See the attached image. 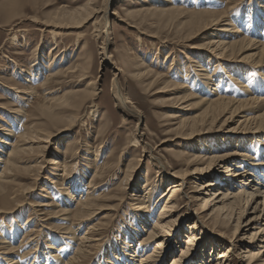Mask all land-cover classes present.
Segmentation results:
<instances>
[{
    "label": "rangeland",
    "instance_id": "1",
    "mask_svg": "<svg viewBox=\"0 0 264 264\" xmlns=\"http://www.w3.org/2000/svg\"><path fill=\"white\" fill-rule=\"evenodd\" d=\"M128 1L129 0H111L107 5V0H0L1 170L7 161L5 160L7 151L12 149V144L17 140V137L23 134L26 129L28 130V125L37 124L42 127L45 124L47 120L46 116L41 114L39 111L42 104L44 106L49 104V99L54 96L57 97V95L65 92L67 94L76 93L77 91L86 92L88 89L86 86L93 79L94 81H97L96 83L99 91L103 90V92H101L99 96H96V98L89 102V104L86 103V101L85 106L82 108L80 107V110L78 109L79 111L77 110L74 111V113H71L74 117H76V121L70 130H61L63 133L53 139H48L46 143L43 141L41 143L42 145L40 144L41 147L46 148L43 158V154L37 153V151H34L35 153L31 152L29 155H24L23 160H26L27 164H22V171L20 170L21 172L19 171L17 173L14 172V176L12 174L8 178V180H11L10 182L16 181L14 184H24L25 187L28 185V188L23 186L20 192H22L24 188L29 191H26L25 195L22 194L23 196L20 195L18 197V200H22L18 202L19 204L17 206H15V200L9 201L6 204H1V207L3 206L5 209L2 212L0 211V264H9L11 257H16L17 260L18 255L21 253L25 254L24 256H27L26 259L20 260V263L22 264H65V259H62L65 258L64 255H74L75 251L71 248L76 250L78 245V243H76L77 241L71 237L84 232L89 225L93 226L96 224L98 225L97 232L100 233L101 246L92 251L91 255L88 256V262L86 261V264H101V262L104 261L103 259H106L109 256L111 257V251L114 248H118V252H116V256L114 257L116 260V257H121L122 254L121 249L119 248L124 246H116L117 242L121 241V236L126 237L127 241L128 235L126 232L128 233L129 229L136 226L139 222V219L133 213V210L136 209V205H134V202L130 200V197L132 194L137 192H141L140 194L143 195L145 190L142 189V186L146 181H148L150 188H152L149 194L150 197L152 196V202H150L152 206L149 210V214H151V222L156 218L155 215H158L160 205H164L167 197L165 198L163 195L167 194V196H169L173 191H168L170 189L169 186L173 185V182L175 181H177L178 184L181 183V181L176 178L178 175H180L178 176L179 178L182 175H186L184 178L183 176L181 177L183 183H185L183 184L181 190H183L184 193L187 192V197L180 193L175 195L177 201L175 200L174 203L176 202L175 204L178 205V212L184 213V210L188 205L191 213L197 212L198 214V203L195 201H192L191 203L189 198H193L194 200V197L199 195L197 193L198 189H200L198 186L205 181L195 180L194 178L196 175L192 173L196 168L197 170L199 168H205L208 161L204 162L202 166H196L195 163L192 164L190 161L192 158H189V156L195 152L202 154V152L199 153L197 151L199 148L206 152L208 148H211L210 144H214L212 146L219 144L222 139H225L227 136L226 134L229 133L228 130L233 127L223 124L224 119L228 118V115L225 112H221L215 115H218V118H216L214 122L209 123L208 119L205 122L209 123L208 125L198 123L196 125V131L191 132V121L196 118H202V116L205 117V107L197 104V98H199V96L201 97L205 91L213 93L214 91H212V88L209 87L210 84H214L216 87L218 86V91L216 90V92H219V94H223L226 97L229 96V98L233 101H237L241 98L246 99L248 93H243V90L245 89H241L242 85L240 82H243L242 84L248 86L247 89L250 90V95L254 93L257 98L264 97L262 93H259L264 86V84L260 86L261 78L259 77H261L262 74L256 71L259 70V67L255 68L253 65L245 61L241 62L240 58L237 56L231 57L232 59L229 60L226 59L228 62L222 63L220 59L217 60L215 54L211 55L210 52H207L204 49L200 50V47L203 46L204 42H206L207 39H211V35L222 29L221 27L218 29L213 27L212 30H202V28L194 30L186 24L190 20H195V18L189 15L181 16L179 13H170L168 15L154 14L153 16L151 15L147 18L149 20L148 22H143L135 27L133 20L126 18L124 16L123 9L122 11L120 10V7L123 5L124 8L136 7L138 5L135 0H133L134 3L131 4ZM145 1L143 2L147 4L150 0ZM165 1L168 2V4H166L167 7H170L172 2L175 5V9L180 8V10L184 12H186L185 10H187V12H223L225 16L221 20L226 22L231 20L233 25L234 22H236L235 25L240 28V31L241 29L246 31V35L249 39L251 38L256 40L257 37H260L255 23L258 21V17H256L258 16L256 13V7L258 6L256 3L257 0H244V2L241 3H238L237 0ZM105 3L106 6L104 5ZM154 4H156V6L154 5L156 10H161L166 7L163 6L165 5L163 2L159 3L157 0ZM7 5L10 7H6ZM84 7L95 10L96 13H94V17L90 18L87 22L82 23L78 27L71 26V29L64 26L61 28L59 27V29L54 28L56 23H53L52 21H54L58 15L68 12L71 13L76 10L82 11ZM5 9L6 14L3 12ZM104 10H107L109 13V20L106 24L108 32L107 34L101 32L102 36H98V31L104 24L101 19ZM112 12L118 13L121 18H117V16L112 15ZM167 16H169V18ZM252 19L255 20L253 21ZM262 20L264 21V18H262L261 21ZM179 22L183 26H181ZM45 23L51 26L45 27ZM228 29H231V27H228ZM190 32L191 34H189ZM250 33L251 35H249ZM187 34L190 35V38L187 37L186 40H184ZM221 34V38L225 40V34L228 33H225L224 31ZM221 34L219 33V35ZM105 38H109L110 41V46L108 48L109 51L107 50V55L110 57L107 61H103V57L100 55V48L102 47L100 44L103 40H105ZM262 38V42H264V37ZM119 53H122V57ZM201 59L203 67L208 65L209 69L206 67V72L208 71L206 75L210 77L209 80L203 78L205 73L202 74L203 71H200L198 67L199 60ZM84 60L90 62V66L89 70L87 72L85 71L86 73L84 72V74H88V76L83 75V77H81L79 74L80 70L75 71L72 68L76 66V62L77 64L79 62L82 64L85 63L86 61ZM126 60H129L131 63L137 62L138 64L136 66L143 65V68L146 66L148 71H152H149L150 73H154V77L149 80H135L131 77V71L134 70L130 67V64H127ZM39 65H41V68H39ZM73 70V73L70 72ZM67 72L70 73L68 74ZM115 73L117 74L116 81L120 92L127 97L126 102H130L128 104L129 107L133 106L143 114L140 119L130 117L127 112L123 113L116 107L113 96L114 93H112V83L115 79L113 74ZM156 73L158 75L160 74L159 76L161 79L160 81L151 84V82L158 77ZM49 74H53V78H51L50 84H46L47 86H45L44 82L47 80L45 78H47ZM57 74H60L58 75L59 77L55 76ZM210 80H214V82ZM139 85H142V88ZM183 85L191 87L190 89L193 91V98L180 104V102H177V98L186 95L189 91L187 90L186 92L185 89H182V87H184ZM15 86H19L20 88L32 87L37 96L31 97V95H28L24 96L23 99H19L16 94L12 93L13 90H11L12 87ZM166 86H172V88H165ZM179 86L180 88H177ZM46 87L49 88L46 89ZM173 88L174 90H172V92L165 91ZM48 90L54 91L55 93H53L52 96L50 94L48 95ZM13 108H19L21 113L14 115L12 112H9ZM94 109L96 110L95 115L93 111ZM176 110H178L177 112L179 113L174 114ZM245 111H248L246 113L248 117L249 114L253 112V108L246 107ZM64 114L70 115V112L65 111ZM76 114L77 116H75ZM125 116L127 122L125 125H122L121 118ZM181 119L183 122H180ZM185 119L188 121L186 120L185 122ZM181 123H185L184 126L177 128V125ZM234 126H237V124ZM52 130L48 129V131ZM172 130H176L177 132L180 131L178 132L180 135L176 131L173 132ZM247 131H250L252 134L255 132L254 129ZM244 132L245 131L239 130L237 133H232L240 136V133ZM186 134L190 135V137L186 138L190 141H185V137L183 136H187ZM256 136L259 137V139L257 138L259 142L256 143L254 139V141H252L247 138L245 140V144H247L248 141H251L250 143H252V148L249 153L252 154V159L256 156L255 160H259L257 163H261L260 159L264 154V146L262 147L260 141L264 140V135L262 132H258V134L256 133ZM133 138H135L139 143L136 144L132 141ZM4 140L7 145L3 144L5 143ZM69 140L70 142H73L72 144L74 146L71 151L72 157L75 156L78 160L73 161L72 163H75L74 166L68 169L65 173L64 170L61 169L63 167L60 166L56 168L48 163L49 160L54 158L63 162L62 160L64 159V155L62 151L68 147ZM131 144H135L132 149L130 147ZM172 144L174 147L171 146ZM218 146L219 145H217V147ZM250 146L251 145H248L245 149H248ZM225 149V147H222V149L216 151L222 152V150ZM238 149L244 150L239 147ZM180 151H183L184 155H182V157L184 156L185 158L174 156L176 153H180ZM211 151L212 148L209 152ZM134 153L137 154V156H140L139 158L143 159L137 169H135L134 165L130 161L134 157ZM34 154L35 156H32ZM25 156H27V158ZM166 158L169 161L164 162L163 166L160 163H157L158 159L164 161ZM38 163L41 165L39 166ZM106 163L108 165L110 163L112 167L110 165H106ZM33 164L36 166L34 167ZM128 164L133 165L134 169L129 170ZM25 167L29 168L30 171L27 170L24 172L23 169ZM39 168H41V171L40 174H37L39 173ZM192 169L193 171H191ZM34 170H37L38 172H35ZM127 170L129 174L131 173V178L129 177L130 179L128 182H122L128 174ZM211 170H213L214 173L217 171V167H213ZM106 172L109 174H106ZM187 178L190 181H188ZM93 180L96 185L92 183L94 182ZM91 185H95V187H93L95 192H93V189H89L91 188ZM118 185H120L121 188H127L121 189ZM196 185L198 189L196 188ZM69 186L70 188H68ZM16 187L18 188V185H16ZM116 187L118 189H116ZM71 193L75 197V200L69 203L71 206L69 208H71L70 210L72 212L74 211L73 209H75L79 198L81 197V199L84 200V197L88 193H90V196L93 197H100L103 195V199H98L95 202L93 211L91 209V212H93L91 216H86L79 223L77 220H74L75 218L72 215H61V210L65 208L64 202L69 200V194ZM115 193L118 195H115ZM120 196H122L121 198L123 199H121ZM187 200L189 201L187 202ZM106 206H109V209ZM61 207L63 208L61 209ZM52 212L54 215H52ZM96 212L98 213L96 214ZM192 218L194 219V217ZM181 223L180 228L174 232L177 235L175 240H185L186 238L185 234L188 231V226L185 221H182ZM207 223L208 221L204 222V224ZM66 225L70 226V230L73 231L71 233L72 236L69 235L61 238V234H58V232ZM148 227H150V224L146 226L145 230H147ZM28 228L31 230L33 228L38 229L39 233L32 232L31 234H27L28 236L24 235V231ZM244 233L245 230L240 228V231L237 232V240H240L245 235ZM144 234L145 232L137 236L138 238H141ZM228 234V236L232 235L231 233ZM23 237L27 239H23ZM29 240H32V243H28ZM219 243L220 242L211 243L208 241L207 248L210 247L209 249L213 252ZM236 243L237 242L234 244ZM29 245H37L38 247L36 249V246H33V250L29 251ZM180 246L182 247V241L181 244L176 243L173 246L170 245V248L165 250L163 256L164 264H167L172 257L180 253L178 250ZM54 247H57L61 252L57 251L56 253L60 255V257L62 256L60 258L62 259L61 262L59 261V258H54L51 255V251L54 252ZM203 247L204 244L200 239V241L192 247V252H194L189 258L192 259L194 256L193 254L200 251ZM173 248L175 249V253L174 250L171 251ZM10 249L12 251H10ZM148 249L150 248H147V250ZM232 250L234 252H232L233 258V255L236 256L238 253L236 245L232 247ZM6 251L10 252L9 255L6 254ZM171 252L172 255H170ZM7 258L10 259L7 260ZM233 261H237V259H234ZM102 264L104 263L102 262ZM240 264H242V262Z\"/></svg>",
    "mask_w": 264,
    "mask_h": 264
},
{
    "label": "bare ground",
    "instance_id": "2",
    "mask_svg": "<svg viewBox=\"0 0 264 264\" xmlns=\"http://www.w3.org/2000/svg\"><path fill=\"white\" fill-rule=\"evenodd\" d=\"M109 1H111V0H107V5H108ZM135 1H137V3H138V5L136 7L134 6L131 8H127V7L124 8L123 7L124 5L122 7H120L121 11L123 9L124 16L128 19L133 20V24L135 27H137L136 25H139L143 22H146V21L148 22L149 20L147 18L150 17L151 15L152 16L154 14H166V15H168L170 13H179V14H181V16L189 15V16L195 18V20L189 19L190 21L186 24L187 26L191 27L194 30H198L200 28H202V30H206V29L212 30L213 27H215V29H218L219 27H221L222 29H220L219 31H216L213 34L211 33L212 34L211 39H207L206 42H204L203 46L200 47V50L204 49L207 52H210L211 55L215 54L217 60L220 59V61L222 63L228 62V61H226V59L229 60V59H232L231 57L237 56L238 58H240L241 62L245 61V62L253 65L255 68L259 67V70H256V71L262 74V76L259 77V78H261L260 79V84H261L260 86H262V84H264V42H262L263 41L262 37H264V21L263 20L261 21V19L264 18V0H257V2H256L258 5L256 7V13L258 14V16H256V17H258V21L255 23L257 25L258 35L260 36V37H257L256 40H253L251 38L249 39V37H247V35H246V31H243L241 29V31H242L241 32L239 30L240 28H238L235 25L236 22H234V25H233L231 23V20L228 22L221 20L225 16L223 12H218V13L214 12V11H212V12H208V11H202V12H191V11H189V12H187V10H185L186 12H184V11L180 10V8L175 9V5L171 1H170L171 6L167 7L166 4H168V2L165 0H157V1H159V3L163 2V4H165L163 6H166V7L162 8L161 10H158V9L156 10L154 7V5L156 6V4H154L156 2V0H150L147 4H145L143 2L145 0H135ZM237 1H238V3L244 2V0H237ZM128 2L130 4L134 3L133 0H129ZM104 5L106 6V3ZM6 7H10V6L7 5ZM3 12L6 14V9ZM94 13H96L95 10L88 9V8L84 7L82 9V11L76 10L74 12L72 11L71 13H69V12L68 13H62L61 15L57 16L56 19H58V20L54 19V21H52V22L56 23V25L54 26V28H56V29L57 28L59 29V27L61 28L63 26L66 28H70L71 26L78 27L82 23H85L90 18L94 17ZM102 14L103 15H102L101 19L104 22V24H103V27H101V29L98 31V36L101 35V32L104 34H107V32H108L106 29L107 28L106 24L109 20V13L107 12V10H104V12ZM51 15H53V14H51ZM112 15L117 16V18H121V17H119L118 13L112 12ZM171 15H174V14H171ZM226 15H227V12H226ZM167 17L169 18V16H167ZM225 19H228V18H225ZM252 20L254 21L255 19H252ZM255 23H254V25H255ZM179 24H180V22H179ZM180 25L183 26L182 24H180ZM44 26L49 27L51 25L45 23ZM228 27L229 28L231 27V29H228ZM224 31H225V33L226 32L228 33V34H225L226 35L225 40L223 38H221V36H222L221 33ZM219 33L221 35H219ZM189 34H191V32ZM189 34H187V36L184 38V40H186L187 37L190 38ZM214 35H219V36H214ZM249 35H251V33ZM229 37H231V38H229ZM109 42H110L109 38H107V39L105 38V40H103L100 44L102 46L100 48L101 49L100 55H102L103 61H107L110 57L107 55V50L110 46ZM119 54L122 57V53H119ZM84 61H86V62L83 64L80 62L77 64V62L75 61L76 66L75 67L72 66L73 67L72 69H74L75 71L80 70L79 74L81 77H83V75H85L84 72L85 71L87 72L89 70V66H90V62H87V60H84ZM126 62H127V64H130L131 65L130 67L134 70V71H131V70L130 71L132 74L131 77H133L135 80H137V81H140L143 79L149 80V79H152L154 77V75H153L154 73L153 74L150 73L149 71H151V70L148 71L146 69V66H145V68H143L142 67L143 65L142 66L141 65L136 66L138 64L137 62L131 63V62H129V60H126ZM201 64H202V59L199 60L198 67H199L200 71H203L202 74L205 73L203 78L209 80L210 77L208 75H206V73L208 72V71L206 72V67L208 68V65L206 67L205 66L203 67V64L202 65ZM206 64H207V62H206ZM40 66L41 65H39V68H41ZM74 70L70 71V72L73 73ZM61 72H64V71H61ZM52 75L53 74H49L47 76V78H45V79H47L44 82L45 86H47L46 84H50V80H51V78H53ZM58 75H60V74H57L55 76H58ZM86 75L88 76V74H86ZM116 75H117L116 73L113 74V77L115 79H114V82L112 83L113 84L112 85V93H114L113 96H114L116 107L118 109H120L123 113L127 112L130 115V117H135L137 119H140L143 114L140 113L139 110L135 109L133 106L129 107L128 104L130 102L129 101L126 102L127 97L123 93H121L119 90L118 83L116 81L117 80ZM159 75H158V77H156L151 82V84L160 81L161 77ZM85 76H84V78H85ZM210 81L214 82V80H210ZM96 82L97 81L96 80L94 81V79H93L86 86V88H88L86 92H78L77 91L78 89H77L76 90L77 92L74 91L76 93H72L70 91L72 94H69V93L67 94L65 92L66 94L62 93L60 95H57V97H55L53 95L54 97L49 99V102H48L49 104H47L45 106L42 104V106L39 110L41 114L46 116L47 120H46L45 124L42 127L37 125V124L28 125L29 126L28 130L26 129V131L23 134L19 135L17 137V140L14 141V143L12 144V147H11L12 149L7 151V154L5 157V160H7L6 163L4 164V167L2 168V170L0 169V211L1 212L4 211V209H5L3 206L1 207L2 203L6 204L9 201L15 200V206H17L19 204L18 202L22 200V199L18 200V197L22 194L25 195L26 191H29L28 189H25V188H28L27 187L28 185L25 184L26 185V187H25L24 184H22V185L14 184V182H16V181H14L13 179L12 180L14 182H10L11 180H8V178L14 172L17 173L20 170L22 171V169H21L22 164H27L26 160L25 161L23 160V156L29 155L31 152L35 153L37 151V153L43 154L42 158L44 157L46 148L41 147V145H42L41 143L43 141H45L44 143H46V141L48 139H50V138L53 139L54 137H57L59 134L63 133L61 130H70L72 125L75 124V121H76V117H74V115L71 113H74V111H77L78 109L80 110V107L82 108L83 106H85L86 103L89 104V102H91L93 99L96 98V96H99L100 93L103 92V90L99 91V88H97ZM242 83L243 82H240V84L242 85L241 89H243V88L245 89V90H243V93H246V92L248 93L246 99L241 98L238 100L236 99L237 101H233L229 98V96L226 97L223 94L221 95V94H219V92H216L218 86L216 87V85H214V84H210V87H209V88H212V91H214L213 93H209L210 91H205L204 94L201 95V97L199 96V98H197V104L203 105L205 107V110H204L205 117L202 116L203 119L200 117L202 120L200 118H196V119L191 121V123H192V125L190 126L191 132L196 131V125L198 123H201V124L203 123L204 125L205 124L208 125L210 122L211 123L214 122V120L216 118H218L217 117L218 115L217 116H215V115L219 114L221 112H225L228 115V118L224 119L223 124H227L229 127H233V128L228 130L229 133L226 134L227 136L225 137V139H222V140L220 139L221 141L219 144H216L215 146H212L214 144H210L211 145L210 147L212 148L211 152H209V150L211 148H208V150H206V152L204 150H201V148H199V150H197V151L199 153L202 152V154H198L196 152L194 154L189 153L190 154L189 158H192V159H190V161L192 162V164L195 163L196 166L197 165L202 166L204 162L208 161L205 168L203 167L200 169L198 167L199 168L198 170L196 168L193 173L191 172L192 174L196 175V177L194 178L195 180L205 181V182H202V184L198 186V188H200V189H198L197 185H196V188L198 189L197 193L199 195L197 197H194V200H193V198H189L191 203H192V201L193 202L195 201L196 203H198V206H199L198 212L199 213L198 214H197V212L191 213L188 205H187V208L185 207L186 209L184 210V213L178 212V208H177L178 205L175 204L176 202L174 203V201L176 200L175 195L177 193H180L183 196H186L187 192L184 193V191L181 190L183 187V184H185V183H183V180L181 179V177L183 176V178H184V177H186V175H182L179 178L178 176H180V175L177 176V174H178L177 173L176 178L179 181H181V183L178 184L177 181H175V182H173V185L169 186L170 189L168 191L170 192L171 190H173L171 192V194L169 193L170 194L169 196H167V194L166 195L162 194L163 196H165V198L166 197L167 198L164 202V205H160L158 215H155L156 218L154 219V221L151 222V219H150L151 214H149V210L152 206V204L150 203V202H152V199H151L152 196L150 197L149 194H150V191L152 190V188H150L148 181H146L142 186L143 187L142 189L145 190L143 195L140 194L141 192H137V193L132 194L130 197V200L132 202H134V205H136V209L133 210V213L139 219L138 220L139 222L137 223L136 226L133 225L134 227H131L129 229L128 233L126 232V234L128 235L127 241H126V237L121 236L122 237L121 241H118L119 243L117 242L116 246H118V247H120V245L121 246L124 245L123 247L119 248V249H121V253H122L121 257H116V260L114 259V257L116 256V252H118V248L117 249L114 248L111 251V257L109 256L107 258L105 257L106 259H103L104 261H102V262L104 264H164V262H163L164 257L163 256H164L165 250L167 248L169 249L170 245L173 246L176 243L181 244V241H182V247L180 246V248L178 249L180 253L179 254L177 253L178 255L172 257L168 261L167 264H240L241 262H242V264H264V154L262 155V157L260 159L261 163H257V161H259V160L257 158H256L257 160H255L256 156L252 159L253 156H252V154L249 153V151H251V148H252V143H250L251 141H248V143L245 144V140L247 138H249L252 141L255 140L256 143L259 142V140H258L259 137L256 136V133L258 134V132H262L264 135V97L257 98V96H255L254 93H252V95H250L249 94L250 90L247 89L248 86H246L245 84H242ZM142 85L141 86L139 85V86L142 88ZM184 85H186V84H184ZM172 86H166L165 88H170V87L172 88ZM212 86H214V87H212ZM48 88L46 87V89H48ZM177 88H180V86ZM190 88H191L190 86L182 87V89H185L186 92H187V90H189V91L186 93V95L180 96L179 98H177V102H180V104H182L183 102L193 98V96H192L193 91H191ZM11 90H13L12 93L16 94V96H18L19 99H21V98L23 99L24 96H28V95H31V97L37 96V94L35 93V91L32 87H28V88L27 87H25V88L21 87L20 88L19 86H15V87H12ZM172 90H174V88L171 90H165V91H168V92L171 91L172 92ZM142 91H144V90H142ZM53 93H55V92L48 90L47 94L48 95L50 94L52 96ZM163 93H165V92H163ZM214 93H217V94H214ZM259 93H262L264 96V86L261 89V92L259 91ZM246 107L253 108V112H251L248 117L246 115V113L248 111L247 112L245 111ZM178 108H179V106H178ZM182 109H183V107H182ZM64 110L69 111L70 115H65ZM93 111H94V115H95L96 110L94 109ZM177 111L178 110H176L174 112V114L179 113ZM9 112H12V114H14V115L21 113L19 108H13ZM166 115H167V113H166ZM201 115H203V114H201ZM224 115H223V117H224ZM75 116H77V114ZM182 116H183V114H182ZM199 119H200V121H199ZM186 120L187 119H185V122H186ZM207 120L209 121V123H205ZM126 122H127L126 116L122 117L121 118V124L125 125ZM180 122H183L182 119ZM228 123H231V124H228ZM184 124L181 123V124L177 125V128H179L180 126L181 127L184 126ZM235 124H237V126H234ZM188 126H189V124H188ZM186 128H187V126H186ZM202 128H203V126H202ZM209 128H210V125H209ZM48 129H50V130L54 129V130L48 131ZM171 129H174V128H171ZM250 129L255 130L254 134H252L250 131H247ZM239 130L245 131L244 133H240L242 136L241 135L238 136V134L235 135V133H232V132L237 133V131H239ZM175 131H173V132H175ZM178 132H180V131H178ZM183 132H185V131H183ZM169 133H171V132H169ZM178 134H177V136L179 137L180 134L179 135ZM191 135H192V133H191ZM236 136H238V137H236ZM183 137H185L184 139L186 142L190 141L189 139H186V138L190 137V135H187V136L184 135ZM225 140H227L228 142ZM132 141H134L136 144L139 143L135 138H133ZM216 142H218V141H216ZM260 142H261V145L263 147L264 143H262V142H264V140H261ZM72 143L73 142L72 141L70 142V140H69L68 141V147L62 151V153L64 155V159H65V160L64 159L62 160L63 162H60L58 159L54 158L52 160H49L48 164H50L56 168L61 166V167H63L61 169H63L64 172L66 173V171L68 169H70L72 166H74L75 163H72V162L78 160L75 158V156L72 157L71 151L74 148ZM239 143H240V145H239ZM3 144L7 145L6 141ZM70 144H72V145H70ZM217 145H219V146L217 147ZM248 145H251V146L248 147V149H245V148H247ZM133 146H135V144L130 145L131 149L133 148ZM137 146H140V145H137ZM171 146H173V144ZM201 147H205V146H201ZM222 147H225L226 149L222 150V152L216 151V150L222 149ZM238 147L241 149H244V150H239ZM171 151H173V150H171ZM184 151H186V150H184ZM185 154H186V152H185ZM182 155H184L183 151H180V153H176L174 156L181 158ZM32 156H35V154ZM25 157L27 158V156H25ZM139 157L140 156H137V154H135L134 157L132 158V160H130L131 163L134 165L135 169L138 168L139 164L143 160ZM33 159H35V158H33ZM168 161L169 160L167 158L164 161H162L161 159H158L157 163H160L163 166V163L168 162ZM190 161H188V162H190ZM107 163H106V165H108ZM44 164H45V162H44ZM30 165H32V164H30ZM40 165L41 164H39V166ZM109 165H110V163H109ZM133 165H129V167H128L129 170L134 169ZM35 166L36 165H34V167ZM27 167H25L23 169L24 172L29 170V168H27ZM213 167H217V171L214 173H213V170H211ZM38 171H39V173H37V174H40L41 168H39ZM106 171H107V169H106ZM191 171H193V169ZM101 172H103V171H101ZM127 172H128V170H127ZM107 173L108 172H106V174ZM26 174H28V173H26ZM130 174L128 172L124 181L122 180V182H128V180L131 178ZM104 175H105V172H104ZM13 176H14V174H13ZM101 178H103V177H101ZM98 181H100V180H98ZM98 181H97V183H98ZM188 181H190V180L188 179ZM50 183H53V182H50ZM92 183L95 184V181ZM192 183H193V180H192ZM16 185H18V188L16 187ZM30 185H31V183H30ZM95 185L94 186L91 185V188H89V189L92 190L93 187H95ZM19 186H21V187H19ZM23 186L25 188L22 192H20L21 189L23 188ZM118 186H120V185H118ZM117 187H116V189H118ZM68 188H70V186ZM119 188H121V186ZM126 188H123V189H126ZM196 190H194V191H196ZM117 191H119V190H117ZM93 192H95V189H93ZM100 193H102V192H100ZM121 193H123V192H121ZM116 194L117 193H115V195ZM90 195L91 194L88 193L84 197V200L81 199V197H80L79 201L77 203L75 202L77 205H76L75 209L72 208L74 210L72 212L70 210L71 208H69V207H71L69 205V203L74 201L75 197L72 195V193L69 194V200L67 199L68 201L64 202L65 208L61 207V209L63 208L61 210L62 211L61 215H64V214L72 215L75 218L74 220H77L79 223L86 216H91V214L93 213V212H91V209L93 211V208L95 207V202L98 199L100 200V198H102L103 195L100 197L99 196L93 197ZM110 196H111V194H110ZM122 196H120V198ZM104 197H107V196H104ZM121 199H123V198H121ZM189 200H187V202ZM47 204H49V203H47ZM106 207L108 208L109 206H106ZM57 211H58V209H57ZM106 211H107V209H106ZM56 213H58V212H56ZM97 213L98 212H96V214ZM52 215H54V213ZM59 215H58V217H59ZM50 217H52V216H50ZM106 217H105V219H106ZM192 217H194V219ZM182 221H185L187 223V226H188V231L185 234L186 238H185V240H183V239H180V240L176 239L175 240L177 235L174 232L180 228ZM203 221L204 222L208 221V223L204 224ZM149 224H150V227H148V229L145 230L146 226H148ZM68 225L63 226L64 228L62 227L63 229H61V230L59 229L60 230L59 232L57 231L58 234H61V238L69 236V235L72 236L71 233L73 231L70 230V226H68ZM240 228H243L245 230V233H244L245 235L240 240L239 239L237 240V238H238L237 232L240 231ZM56 230H57V228H56ZM181 230H182V228H181ZM97 231H98V225L97 224L93 225V226L89 225L85 229L84 232H81L79 235H76V236L73 235L71 237V238L75 239V241H77L76 243H78V245H77V247L75 246L76 250L74 248H71L75 251L74 252L72 250L74 252V255L73 254L72 255L69 254L70 256L64 255L65 258H62V259H65V264H86V261L88 260V256L91 255L92 251L97 249V247L101 246L100 233ZM32 232L39 233V230L34 229V228L31 230L28 228L24 231V235L31 234ZM144 232H145V234L141 238H138L137 235L144 233ZM228 233H231L232 235L228 236L229 235ZM73 234H75V233H73ZM235 236H236V238H235ZM24 238L25 237H23V239ZM35 238H36V236H35ZM71 238H69V239H71ZM25 239H27V238H25ZM200 239L203 242L204 247L201 248L200 251H197L195 254H193L194 256L192 259L189 258L190 255L194 252V251L192 252V249H193L192 247L194 245H196L197 242L200 241ZM66 241H68V240H66ZM208 241L211 243L220 242L217 245V248L215 249V251L212 252L209 249L210 247L207 248L208 247L207 246ZM171 242H172V244H171ZM235 242H237V243L234 244ZM28 243H32V240H29ZM61 243H63V242H61ZM183 243H184V246H183ZM234 245H236L238 253L236 254V256L233 255V258H232V252H233L232 247ZM33 246H36V249L38 247L37 245H29V247H30L29 251L33 250ZM214 247H215V245H214ZM214 247H211V248H214ZM54 248H55L54 252L51 251L52 257L60 259L62 256L60 257V255L56 254L57 251L58 252H60V251L58 250L57 247H54ZM69 248H70V246H69ZM147 248H150V249L147 250ZM64 250H62V251H64ZM66 250H67V248H66ZM173 250L175 253L174 248L171 251H173ZM10 251H12V250L10 249ZM214 252H216V253H214ZM9 253L10 252L6 251L7 255H9ZM63 254H65V253H63ZM24 255L25 254H22V253L20 255H18V257L19 256L20 257L19 258L17 257V260H16V257L15 258L11 257V259L7 258V260L10 259L9 264H22V263H20V260L26 259V257H27ZM170 255H172V252L170 253ZM28 258H29V255H28ZM187 258H189V259H187ZM62 259H60L59 261L61 262ZM234 259H237V261H233ZM89 260H91V259H89ZM40 262H42V261H40ZM102 262H101V264H102Z\"/></svg>",
    "mask_w": 264,
    "mask_h": 264
}]
</instances>
